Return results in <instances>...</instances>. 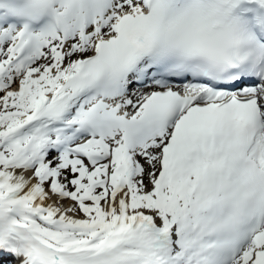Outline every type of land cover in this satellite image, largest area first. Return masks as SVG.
I'll return each instance as SVG.
<instances>
[{
	"label": "bare ground",
	"instance_id": "1",
	"mask_svg": "<svg viewBox=\"0 0 264 264\" xmlns=\"http://www.w3.org/2000/svg\"><path fill=\"white\" fill-rule=\"evenodd\" d=\"M116 22L117 19H115V24ZM71 53L69 48L64 56L58 55L60 63H63ZM46 59L47 57L43 58V60ZM4 67L9 73L11 70L18 71V68L9 69L7 65H2L0 86L5 84L1 74ZM55 73L56 79L64 74L57 71ZM43 76L36 71L30 75L23 74L22 77H18V81L7 86L0 100V148L9 141L19 140L18 153L25 158L22 164L11 162L9 165L0 166V201L9 207L15 219L19 220L21 216L28 217L38 223L37 228L56 243L75 246L91 242L99 235L120 230L124 226L131 228L135 222L148 224L153 232L163 231V233H158L163 236L174 229L168 225L166 220V218L171 219L172 215L188 218L178 228V230L185 231L192 224L193 218L190 216L194 208L191 206L184 210L179 208L177 204L183 201L181 196L185 197V202L192 200L198 205H201L203 200L196 198L191 193L187 181L169 167L164 170L163 177L158 181H156L157 172L151 192L145 194L144 202L141 201L143 204L130 201L129 196L135 189L133 191L117 190V196H109L105 199L107 194L100 193L98 196L94 192L95 188L92 187L89 199L103 205L102 208L96 216L77 213L76 194L67 193V188L61 185L58 177H54L51 168L47 166L49 161L47 160L46 163L41 155L46 145L48 135L46 131L49 129L50 120L40 114L37 106L42 101H44V106L52 102L49 85L56 80L52 78L47 81ZM190 89L195 92L197 90L193 87ZM138 90L145 92L147 88L139 87ZM56 91L59 93L60 89L56 87L54 92ZM147 150H149L148 159L142 158V155L139 156L146 166L140 175H146V185L150 181L153 167L157 162V156L154 153L156 147L151 146ZM17 163L21 165H16ZM51 164L53 165V162ZM51 177H54V181L48 186L46 183ZM100 180L97 178L93 180V183ZM135 187L138 188V182ZM143 191L146 192V190ZM137 205L143 208L135 209ZM7 237L5 245L11 256L9 260H0V264L14 261H16L15 264H30L39 261L38 258L32 256L28 247L16 239L14 234L7 233Z\"/></svg>",
	"mask_w": 264,
	"mask_h": 264
},
{
	"label": "rangeland",
	"instance_id": "2",
	"mask_svg": "<svg viewBox=\"0 0 264 264\" xmlns=\"http://www.w3.org/2000/svg\"><path fill=\"white\" fill-rule=\"evenodd\" d=\"M68 49H69V45H66L65 43L58 44V46L53 49L50 48L49 49L50 55L48 56L46 60L41 59L37 63V66L34 67L35 71L41 75H44L43 77L45 80L50 81L52 78H54V75L56 74L55 71L61 72L62 70L66 69V67L64 66L65 65L68 66L69 60H73V58L76 56V53H73L74 55H69L66 58V60H64L65 62L63 63H60L59 60H57L56 63L53 62V59L56 58L54 55L67 52ZM10 78H13V77H10ZM12 80L9 79L8 77L4 79L5 83L11 82ZM133 89H137V87H133ZM3 94L4 93H1L0 100L3 97ZM9 139H13V138H9ZM18 143H19V140L9 141L8 144L0 148V156H1V152H3L4 154L2 155V157H0V166L9 165L11 162H20L22 164L25 161L24 156H21L18 153V148H19ZM3 148L7 149V151H4ZM154 153L157 156V162L155 166L153 167L154 170H153V173L151 174L149 183L147 185L145 184L147 181V177L146 175H142L137 180L138 188L136 189L135 187V190L129 196L131 197L130 201H133L134 203L139 202L143 204L142 202H144L143 198H145V194L147 192H151V189L153 188V182L155 180L156 173L158 172V169H159L158 167L159 166L158 160L160 159L159 149L156 148V151ZM7 154L11 155L10 159L6 156ZM142 155H143L141 156L142 158L148 159L147 156L149 155V150L144 151ZM139 160L141 161V159ZM20 163H17L16 165H21ZM141 164H142V167L145 169L146 166L143 161H141ZM51 170H52L53 176L54 177L57 176L61 185L64 188H67L68 194H76L75 195L76 196L75 198L76 207L75 208L78 214L88 215V216H96L98 214L99 210L102 208L103 205L94 203L92 200H90L89 192L91 191V188L94 186L93 180L103 177L104 172L106 171V168H103L102 172L92 174L90 172L91 169H89L84 164L79 167H76L73 165H67L66 167L63 168L57 162L54 164ZM54 177H51L49 181H47L46 184L47 185L51 184L54 181ZM80 177H83L82 185H84L85 190L82 193L78 194L77 191L79 190V187H80L79 185L81 184V182H79ZM143 190H146V192H144ZM94 192L98 196L100 193L107 194L105 199L108 198L109 196L118 195L116 188L112 185H108V186L105 185L102 188H97V190ZM142 208L143 207L139 208V205L135 207V209H142ZM6 258H9V257H6Z\"/></svg>",
	"mask_w": 264,
	"mask_h": 264
}]
</instances>
